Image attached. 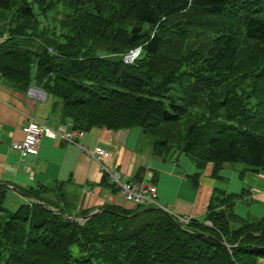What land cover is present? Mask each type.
I'll return each mask as SVG.
<instances>
[{"label": "trees", "instance_id": "obj_1", "mask_svg": "<svg viewBox=\"0 0 264 264\" xmlns=\"http://www.w3.org/2000/svg\"><path fill=\"white\" fill-rule=\"evenodd\" d=\"M69 14L50 26L58 6ZM0 74L43 89L59 122L83 130L138 127L152 154H185L197 183L207 163L264 173V0H0ZM139 48L133 59H125ZM143 168L136 175L141 178ZM106 175L102 183L109 185ZM68 178L20 188L11 212L0 183V264H260L264 214L233 211L215 189L202 219L153 205L78 210Z\"/></svg>", "mask_w": 264, "mask_h": 264}, {"label": "crops", "instance_id": "obj_2", "mask_svg": "<svg viewBox=\"0 0 264 264\" xmlns=\"http://www.w3.org/2000/svg\"><path fill=\"white\" fill-rule=\"evenodd\" d=\"M46 100L47 97L40 99L15 89L0 74V183L24 203L28 198L20 193V188L52 185L70 178L80 189L76 203L78 210L94 211L105 203L133 209L132 202L102 183L101 167L78 145L43 135L36 154L24 160L11 148L13 142L22 139L21 128L30 119L51 127L61 123L51 115ZM79 142L88 149L100 146L107 150L110 156L105 163L116 167L125 179L152 183L156 187V201L173 215L202 219L210 196L217 188L225 193L245 191L233 205L238 216L256 219L264 214V173L245 171L244 167L237 170L226 163L219 177H213L212 164L207 163L194 184L192 175L197 169L189 157L174 151L164 158L154 156L151 141L136 126L118 130L95 127L85 130ZM140 167L143 172L139 179L136 173ZM260 264H264L263 259Z\"/></svg>", "mask_w": 264, "mask_h": 264}, {"label": "built area", "instance_id": "obj_3", "mask_svg": "<svg viewBox=\"0 0 264 264\" xmlns=\"http://www.w3.org/2000/svg\"><path fill=\"white\" fill-rule=\"evenodd\" d=\"M3 39L4 37L0 41H3ZM34 91H36V94ZM27 94L43 97L38 90L33 88H29ZM22 132L23 138L11 144V148L19 152L21 160H24V158L31 154H36L41 136L45 135L50 138H59L64 142L78 145L81 151L91 156L99 164L102 173L107 176L112 186L122 194L125 200L132 202L134 205H154L161 207L155 199L156 187L153 184L142 181L131 182L125 179L116 167L105 163V159L110 156L107 150L100 146L88 149L79 142L85 131L81 128L74 127L70 121L59 123L57 127H51L35 119H30L22 126ZM25 168L29 170L28 165H25ZM174 217L182 223H187L189 220V218L183 216L174 215Z\"/></svg>", "mask_w": 264, "mask_h": 264}, {"label": "rangeland", "instance_id": "obj_4", "mask_svg": "<svg viewBox=\"0 0 264 264\" xmlns=\"http://www.w3.org/2000/svg\"><path fill=\"white\" fill-rule=\"evenodd\" d=\"M34 11L37 13L38 19L47 21V23L50 26H53L54 24L57 25L59 19H62L69 14V11L64 7H61L60 5L58 7H54L52 10L48 11L46 16H43L42 14H40L37 7H34ZM12 14H13V11H11V10L0 9V22L8 21V19H10V16H12ZM3 36H7V34L6 33L0 34V40L3 38ZM41 94H44V92L41 91ZM45 95H47V94H44V96ZM53 100H54V98L49 96V97H47L46 103L50 104ZM48 119H52V118L48 117ZM147 139L151 140V137L147 136ZM229 164L237 170H239L240 167L246 166L243 163H229ZM230 165H229V167H231ZM20 193H22V192H20ZM210 198H211V196H210ZM22 203H23V201L19 202L18 199L15 197V195H13L10 191H8L6 193L5 201L3 202V206L6 207L9 211L13 212ZM249 220H252V219H249Z\"/></svg>", "mask_w": 264, "mask_h": 264}, {"label": "water", "instance_id": "obj_5", "mask_svg": "<svg viewBox=\"0 0 264 264\" xmlns=\"http://www.w3.org/2000/svg\"><path fill=\"white\" fill-rule=\"evenodd\" d=\"M138 52H139V48L138 49H136L131 55H127L125 58L127 59V58H133V57H135L137 54H138ZM35 88H37L38 90H40V91H42V92H44V94H46V92L43 90V89H41V88H38V87H35ZM16 190V189H15ZM158 208V207H157ZM101 210H103V208H101V207H99V208H97L95 211H92V212H90V213H88L87 215H85L82 219H87L88 217H90L92 214H95V213H97V212H100Z\"/></svg>", "mask_w": 264, "mask_h": 264}, {"label": "clouds", "instance_id": "obj_6", "mask_svg": "<svg viewBox=\"0 0 264 264\" xmlns=\"http://www.w3.org/2000/svg\"><path fill=\"white\" fill-rule=\"evenodd\" d=\"M28 89H29V87H28ZM28 89H27V91H28ZM81 220H84V219L81 218Z\"/></svg>", "mask_w": 264, "mask_h": 264}]
</instances>
